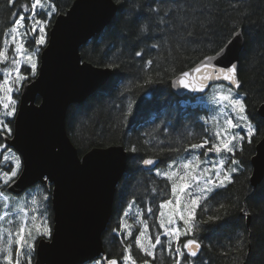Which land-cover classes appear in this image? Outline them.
Here are the masks:
<instances>
[{"label":"trees","instance_id":"1","mask_svg":"<svg viewBox=\"0 0 264 264\" xmlns=\"http://www.w3.org/2000/svg\"><path fill=\"white\" fill-rule=\"evenodd\" d=\"M74 1L52 0V3L58 12L65 13ZM114 1L119 11L112 24L81 49L83 61L111 68L112 77L103 89L83 104L71 107L67 117L69 136L81 155L96 147L112 145H123L130 154L127 172L118 186L110 229L103 235L109 258H119L123 250L120 238L110 231L119 214L128 210L133 201L135 211L149 206L155 210L168 198V182L156 177L154 172L144 170L142 160L158 159V169L162 170L174 160L187 158L189 154L184 151V146L210 135L204 129L212 127L211 105L195 104L197 99L207 96L180 98L172 91V80L205 57L216 54L242 29L246 44L241 56L239 79L242 88L238 94L256 132L251 143L246 140L243 150H238L235 155L244 169L234 175L228 186L213 194L214 198L203 206L205 210H197L195 238L202 249L193 264H264V181L257 189L250 183L251 158L264 135V119L258 114L264 101V0ZM30 2L0 0V40L2 33L19 16L23 15L29 21V13L23 11V5L30 7ZM149 7L160 11L152 13ZM149 16L153 19L146 21L150 31L145 35L139 31L137 20L143 21ZM161 16L166 23L157 24L155 20ZM54 17L55 14L51 23ZM153 44L158 47L153 48ZM137 51L143 55L136 56ZM149 59L153 61L151 66L146 63ZM3 68L5 65L0 67ZM22 73L30 76L27 81L33 79L30 69L23 67ZM148 78L151 82H147ZM129 102L132 111L125 116ZM10 121L13 126V120ZM133 147L134 152L130 150ZM168 148H180L181 151L170 152ZM41 187L49 195L51 205V186L37 185L30 192ZM209 215L219 219L200 223L201 218L206 220ZM248 215L252 218L250 228L247 227ZM143 218H149L146 211ZM189 238L193 237L183 236L181 244ZM132 254L138 264L148 259L140 257L142 254L135 245ZM162 257L163 262H160ZM188 259L186 256L185 261ZM162 263L174 264L166 251L157 254V260L152 264Z\"/></svg>","mask_w":264,"mask_h":264},{"label":"water","instance_id":"2","mask_svg":"<svg viewBox=\"0 0 264 264\" xmlns=\"http://www.w3.org/2000/svg\"><path fill=\"white\" fill-rule=\"evenodd\" d=\"M118 11L114 0H75L65 13H57L40 55L38 74L21 89L13 135L3 136L23 161L22 177L8 191L20 196L37 185L52 186V234L37 242L34 264H89L107 256L103 235L114 214L130 154L125 146L112 145L81 155L69 136L67 117L71 107L83 104L112 77L111 68L83 61L81 49L112 24ZM230 41L226 54L213 63L219 67L236 65L239 79L246 44L243 30ZM181 74L171 82L178 97L197 98L210 91L211 84L203 93L177 86L175 81ZM239 82L238 89L223 80L211 83L239 92ZM258 114L264 119V101ZM154 160V165L143 168L154 170L159 164ZM251 166L250 183L257 189L264 181V135L256 145ZM251 221L248 215V227Z\"/></svg>","mask_w":264,"mask_h":264},{"label":"snow or ice","instance_id":"3","mask_svg":"<svg viewBox=\"0 0 264 264\" xmlns=\"http://www.w3.org/2000/svg\"><path fill=\"white\" fill-rule=\"evenodd\" d=\"M39 10V11H38ZM23 11L29 13V24H25V17L18 19L2 33L0 40V65L11 64V67L0 69L3 71V79L0 81V137L12 136L11 121L7 118L14 117L17 111V99L13 93L19 92L22 82L26 76L21 72L22 67L30 69L31 76L36 75L37 54L40 46L46 44V27L57 12V7L52 0H31L23 5ZM152 13L159 12V8L149 7ZM153 17H145L143 21L138 19L139 31L147 35L150 31L149 23ZM157 24L166 23L163 16L156 18ZM31 33L32 39L29 43L27 39ZM231 43V41H229ZM33 46L34 50H33ZM158 47L157 44L152 45ZM10 49L12 55H10ZM228 51L227 47L220 48L215 56H209L202 61L191 72H183L175 81L177 86H182L192 92L203 93L210 88L211 102L216 106V114L211 117L213 126L205 128L204 131L210 133L201 137L199 142H193L184 146V151L189 155L187 158L174 160L167 164L162 170H156L155 176L168 182L166 186L168 198L158 204L154 210L151 206L144 210H137L134 215H130L135 201L128 205V210L123 212L119 222V227L113 232L123 236L120 243L123 245L122 254L119 258L109 259L102 256L94 259L93 264H138V260L132 254L133 245L144 256L151 258L144 259L139 264H152L157 260L158 247L166 251L174 264H193L194 258L198 256L201 243L195 238L197 232V210H205L203 205L214 198L213 193L218 189L226 187V182H232V173L238 171L237 167L228 168L226 165H239V161L226 157H234L237 149L243 150L241 142L247 140L251 143V137L255 134V127L246 114V105L238 94L234 93V88L240 87L238 79V69L236 65L219 67L213 63L214 60L224 56ZM136 56H141V51L135 52ZM148 66L153 63L148 60ZM114 67V66H113ZM227 81L233 87L224 88L216 86L211 82ZM147 82H151L148 78ZM132 103L128 104V111L125 116L130 115ZM223 117V123L220 118ZM244 126L246 135H240L235 130ZM208 124V120L204 121ZM209 145H211L209 147ZM204 151L201 153L200 150ZM136 151L135 147L130 149ZM170 152H180V148H168ZM0 161L10 165L7 170H3L0 165V261L3 264H32V253L35 248V241L39 237L51 238V228L48 226L44 203L48 200L47 195H43L39 200L35 195H27L17 198L8 192L17 184L22 177L23 161L20 155L11 151L7 144H0ZM214 153L219 159H212L210 154ZM201 156L204 159H201ZM143 165L152 166L156 163L153 158L142 160ZM208 165V166H203ZM150 171L152 169H149ZM44 179H47L45 177ZM152 191L155 193L156 188ZM163 194V193H162ZM30 197V198H29ZM223 207V205H221ZM154 215L158 222V228L163 230L166 241H162L161 234L157 232L154 236L150 233L149 223L144 219V212ZM32 215H29V213ZM219 217L212 215L207 219H200V223H211ZM182 222V225L179 223ZM139 225V231L132 243L125 241L133 234V227ZM182 236H191L181 244ZM189 259L185 261V257Z\"/></svg>","mask_w":264,"mask_h":264},{"label":"rangeland","instance_id":"4","mask_svg":"<svg viewBox=\"0 0 264 264\" xmlns=\"http://www.w3.org/2000/svg\"><path fill=\"white\" fill-rule=\"evenodd\" d=\"M39 11V10H38ZM54 14H56V13H54ZM24 23H25V21H24ZM29 23H30V21H29ZM49 24H50V21H49V23H48V25H47V27H46V44L45 45H43L44 47L47 45V42H48V37H49V31H48V26H49ZM30 38H32V36H31V33H29V37L27 38L28 40H30ZM34 47L35 46H33V50H34ZM42 46H40V50H39V52H38V54H37V69H36V75L33 77V78H36V76H37V71H38V67H39V64H40V58H39V55L41 54V52H42V49H44V48H41ZM13 53H11V49H10V55H12ZM5 65V68L6 67H11V64L9 63V64H4ZM2 65H0V67H1ZM22 69H23V67L21 68V72H22ZM26 76V75H25ZM30 78V76H26V79L22 82V84H21V86H20V89H19V92L18 93H16V92H14L13 93V96H14V98H16L15 97V95L16 94H19V97L18 98H16L17 99V105H16V107H17V109H18V104H19V99H20V91H21V88H22V86H23V84L28 80ZM2 79H3V71H0V81H2ZM216 86H221V85H216ZM224 88H228V86H225V85H222ZM234 93H236V94H238L237 92H235L234 91ZM211 90H210V92L208 93V95H207V98H204V99H200V100H196L195 102V104H205V105H211V111H212V113H214V114H216V106L211 102ZM239 95V94H238ZM239 97H241L240 95H239ZM242 98V97H241ZM2 111H3V108H2ZM17 112V111H16ZM16 115V114H15ZM14 118H15V116L14 117H9V118H7L8 120L9 119H12V120H14ZM220 123L222 124L223 123V117H221L220 118ZM211 126H213V122H211V124H210ZM10 127H12L11 125H10ZM255 127V126H254ZM244 129V126H243V123L241 122V128L240 129H236L235 131L237 132V133H239L240 135H246V131H244L243 130ZM255 132H256V129H255ZM255 135V134H254ZM254 135H252V137H251V140H252V138H253V136ZM246 141V140H245ZM245 141H243V142H241V147L243 146V144H244V142ZM203 149H201L200 150V152L202 153L203 151H202ZM239 150V148L237 149V151ZM236 151V152H237ZM14 152V151H13ZM3 153H0V155H2ZM235 155H236V153H235ZM210 156L212 157V159H219V157H217V156H215V154L214 153H212V154H210ZM183 159V158H182ZM201 159H204V157L203 156H201ZM226 159H228L229 161L231 160V159H236V160H238L240 163H239V165H232L231 163H228L227 165H226V167H228V168H231V167H237L238 168V171H236V172H234V173H232V179H233V177H234V175H236V174H238L239 172H241L243 169H244V167L242 166V163H241V161H240V159H237L235 156L234 157H226ZM0 165H2L3 167H7V169L10 167V165H8V164H4L3 163V161H0ZM203 166H208V165H203ZM7 169H4L3 168V170H7ZM156 170H159L158 168L156 169ZM155 170V171H156ZM155 171H153L154 173H155ZM230 183H227L226 182V186H228ZM42 186V185H41ZM225 188V187H224ZM222 189V188H221ZM218 190H220V189H218ZM217 190V191H218ZM216 193V192H215ZM29 194H31V195H35L36 197H37V199L39 200L43 195H47L48 196V200L46 201V202H43L44 203V208L42 209L43 211H45V214H46V216H47V220H48V226L51 228V234H52V225H53V221H52V211H51V208H52V206L50 205V197H49V195L45 192V190L41 187V188H38L37 190H36V192H30V190H28L25 194H23V195H21V196H15V197H17V198H23V197H25V196H27V195H29ZM214 194V193H213ZM14 196V195H13ZM30 198V197H29ZM211 199V198H210ZM209 199V200H210ZM208 200V201H209ZM207 201V202H208ZM206 202V203H207ZM205 203V204H206ZM204 204V205H205ZM203 205V206H204ZM51 206V207H50ZM0 211H2V209H0ZM137 211H135V210H133V209H131V212H130V215H134L135 213H136ZM29 215H32V213L30 212L29 213ZM122 216L123 215H121V217L120 218H122ZM251 216V215H250ZM147 221H148V223H149V225H150V227L151 228H154V229H156V230H153L152 232H151V234H152V236H153V239H154V236H155V234L157 233V232H159L160 234H161V237L163 236V230L162 229H159L158 228V222L156 221V217L154 216V215H149V218L147 219ZM181 225H182V222H179ZM138 225V224H137ZM251 225V224H250ZM139 226V225H138ZM247 227H248V225H247ZM248 228H250V226L248 227ZM160 230H162V231H160ZM183 237V236H182ZM181 237V238H182ZM41 237H39V238H37L36 239V241H35V248H34V251H33V253H32V256H33V259H32V264H33V260H34V255H35V251H36V245H37V242L39 241V239H40ZM47 239H49V238H47ZM166 237H164L163 236V239H162V241H166ZM161 253H162V249L161 248H159L158 247V249H157V254H160L161 255ZM140 256V255H139ZM140 257H143V255H141ZM0 264H3V262L2 261H0Z\"/></svg>","mask_w":264,"mask_h":264},{"label":"flooded vegetation","instance_id":"5","mask_svg":"<svg viewBox=\"0 0 264 264\" xmlns=\"http://www.w3.org/2000/svg\"><path fill=\"white\" fill-rule=\"evenodd\" d=\"M25 21V24L27 25V24H29V21H26V20H24ZM50 24H51V21H50ZM50 24H49V26H50ZM49 26H48V28H49ZM32 38H30V40H31ZM30 40H29V42H30ZM92 41V40H91ZM90 41V42H91ZM89 42V43H90ZM39 58H40V55H39ZM95 66V65H94ZM98 67V66H97ZM38 72V71H37ZM208 95V94H207ZM207 95H205V96H203V97H206ZM197 98H201V97H197ZM10 120V119H9ZM11 125V124H10ZM13 126H14V122H13ZM13 126L11 127L12 128V130H13ZM12 137V136H11ZM0 140H1V143L0 144H6L5 143V139H4V137L2 136V137H0ZM10 149H11V151H14L11 147H9ZM202 151H204V150H202ZM15 152V151H14ZM17 155H19L18 153H16ZM154 159V158H153ZM158 160V159H157ZM142 165V167H143V163L141 164ZM159 165V164H158ZM252 167V166H251ZM4 169H7V167H3ZM158 168V166L154 169V170H151L152 172L153 171H155L156 169ZM144 169V168H143ZM145 170V169H144ZM146 171H150V170H146ZM150 171V172H151ZM121 215H123V211L119 214V217H118V221L115 223L116 225L114 226V227H112L111 228V234L112 235H115L116 237H119L120 239L122 238V236H123V231H121V235L120 236H118V235H116L114 232H113V230L112 229H115V228H118L119 227V222H120V220H121ZM113 217V216H112ZM110 224V223H109ZM53 226V225H52ZM108 228H109V225H108V227H107V230H108ZM139 228H140V226H138V225H135L134 227H133V234H132V237L130 238V239H134V238H136V235H137V233H138V231H139ZM110 229V228H109ZM149 229H150V233L153 231V230H156V229H154V228H151L150 227V225H149ZM106 230V231H107ZM160 231H162V230H160ZM130 239H128V240H130ZM162 239H163V236H162ZM128 240H126V241H128ZM125 241V242H126ZM104 246H105V244H104ZM201 249H202V246H201V248H200V251L198 252V253H200L201 252ZM36 252V251H35ZM107 252V251H106ZM163 252V251H162ZM107 256H108V254H107ZM108 258H109V256H108ZM109 259H111V258H109ZM149 260L151 259V258H148ZM34 262H35V255H34V260H33V264H34ZM155 261H152V263H154ZM160 262H163V257L160 259ZM164 263H165V261H164ZM89 264H93V262H91V263H89ZM163 264V263H162Z\"/></svg>","mask_w":264,"mask_h":264},{"label":"bare ground","instance_id":"6","mask_svg":"<svg viewBox=\"0 0 264 264\" xmlns=\"http://www.w3.org/2000/svg\"><path fill=\"white\" fill-rule=\"evenodd\" d=\"M52 187V186H51Z\"/></svg>","mask_w":264,"mask_h":264}]
</instances>
